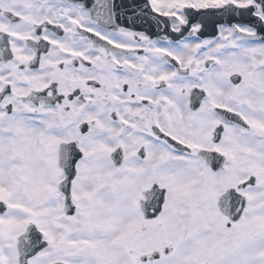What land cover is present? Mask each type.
<instances>
[{
  "label": "snow or ice",
  "instance_id": "obj_1",
  "mask_svg": "<svg viewBox=\"0 0 264 264\" xmlns=\"http://www.w3.org/2000/svg\"><path fill=\"white\" fill-rule=\"evenodd\" d=\"M0 264H264V0H0Z\"/></svg>",
  "mask_w": 264,
  "mask_h": 264
}]
</instances>
